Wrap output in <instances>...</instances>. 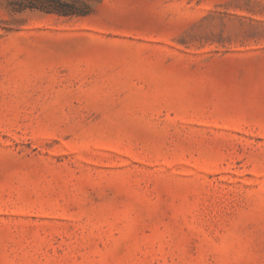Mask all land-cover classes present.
I'll return each mask as SVG.
<instances>
[{
	"label": "rangeland",
	"instance_id": "1",
	"mask_svg": "<svg viewBox=\"0 0 264 264\" xmlns=\"http://www.w3.org/2000/svg\"><path fill=\"white\" fill-rule=\"evenodd\" d=\"M80 1L0 0V264H264V0Z\"/></svg>",
	"mask_w": 264,
	"mask_h": 264
},
{
	"label": "trees",
	"instance_id": "2",
	"mask_svg": "<svg viewBox=\"0 0 264 264\" xmlns=\"http://www.w3.org/2000/svg\"><path fill=\"white\" fill-rule=\"evenodd\" d=\"M15 11L38 10L47 14H56L63 17H82L89 13V6L85 1L73 0H22L17 4Z\"/></svg>",
	"mask_w": 264,
	"mask_h": 264
}]
</instances>
